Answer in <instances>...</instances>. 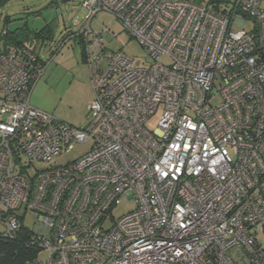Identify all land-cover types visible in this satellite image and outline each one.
<instances>
[{"label": "built area", "instance_id": "1", "mask_svg": "<svg viewBox=\"0 0 264 264\" xmlns=\"http://www.w3.org/2000/svg\"><path fill=\"white\" fill-rule=\"evenodd\" d=\"M80 8L68 39L82 37L91 74L84 128L30 105L47 65L37 50L0 53L1 231L36 216L26 264H264V0ZM99 12L149 62L108 49L91 29Z\"/></svg>", "mask_w": 264, "mask_h": 264}, {"label": "rangeland", "instance_id": "2", "mask_svg": "<svg viewBox=\"0 0 264 264\" xmlns=\"http://www.w3.org/2000/svg\"><path fill=\"white\" fill-rule=\"evenodd\" d=\"M11 0L0 7V35L4 30L27 28L37 31L46 24H53L52 39H37L32 41V48L45 62L44 73L34 85L30 94V105L43 111L53 118L75 128H84L87 124V105L91 99V74L82 50L85 45L70 41L62 46L58 52L52 54L51 49L57 45L64 29L69 27L77 31V27L84 16L80 8L82 0ZM209 0H204L206 4ZM5 19H8L5 22ZM95 33H102L108 49L125 52L127 55L144 62H149L146 52L138 42L125 32L114 15L99 12L91 23ZM108 29V32H105ZM69 38V37H68ZM67 38V40H68ZM41 49V51L39 50ZM105 62L101 67H105ZM158 117L155 116L146 127L153 131ZM89 150L88 145L76 146L71 152L55 158L50 164L65 165ZM49 164H46L47 166ZM43 166V167H45ZM133 200H129L116 207L113 211L115 218H120L134 210ZM36 216L28 214L23 219L24 227L32 230ZM1 230V229H0ZM264 245V238L260 240ZM44 258L45 254H40Z\"/></svg>", "mask_w": 264, "mask_h": 264}, {"label": "trees", "instance_id": "3", "mask_svg": "<svg viewBox=\"0 0 264 264\" xmlns=\"http://www.w3.org/2000/svg\"><path fill=\"white\" fill-rule=\"evenodd\" d=\"M11 0H0V7H3ZM196 3H203L204 0H195ZM218 0H209V4H213ZM8 19H5L7 22ZM74 35L69 27L64 29L61 34L59 41L56 46L51 49L52 54L58 52L61 45L67 44L70 41H75L80 44L82 42V37L77 35L70 40L67 38L70 35ZM53 37V24H46L43 28L37 31L28 30L27 28H16L14 30L8 31L4 30L0 35V53L7 51L9 47H16L18 49L22 48H32V41L41 39H52ZM65 44V45H66ZM41 51V49H39ZM82 54L83 50L81 49ZM40 57V56H39ZM31 230L20 226L19 229L13 234H7L0 230V264H26L27 262L33 260L37 254L38 250L36 247L31 246L29 243Z\"/></svg>", "mask_w": 264, "mask_h": 264}, {"label": "water", "instance_id": "4", "mask_svg": "<svg viewBox=\"0 0 264 264\" xmlns=\"http://www.w3.org/2000/svg\"><path fill=\"white\" fill-rule=\"evenodd\" d=\"M62 2L65 3V2H67V0H63Z\"/></svg>", "mask_w": 264, "mask_h": 264}, {"label": "crops", "instance_id": "5", "mask_svg": "<svg viewBox=\"0 0 264 264\" xmlns=\"http://www.w3.org/2000/svg\"><path fill=\"white\" fill-rule=\"evenodd\" d=\"M92 97V96H91ZM91 100V99H90Z\"/></svg>", "mask_w": 264, "mask_h": 264}]
</instances>
